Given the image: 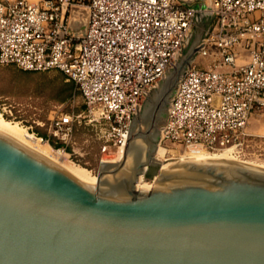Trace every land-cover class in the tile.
Listing matches in <instances>:
<instances>
[{
    "label": "water",
    "instance_id": "95a60500",
    "mask_svg": "<svg viewBox=\"0 0 264 264\" xmlns=\"http://www.w3.org/2000/svg\"><path fill=\"white\" fill-rule=\"evenodd\" d=\"M179 1L195 10L185 42L132 114L123 159L101 162L95 185L0 132V264H264L263 167L185 161L137 188L211 32L209 0ZM87 29V10L73 8L70 34Z\"/></svg>",
    "mask_w": 264,
    "mask_h": 264
},
{
    "label": "built area",
    "instance_id": "2783aa9c",
    "mask_svg": "<svg viewBox=\"0 0 264 264\" xmlns=\"http://www.w3.org/2000/svg\"><path fill=\"white\" fill-rule=\"evenodd\" d=\"M73 8L88 12L84 37L69 32ZM210 8L197 56L213 55L214 64L187 70L160 141L184 153L242 150L252 114L264 111V0H211ZM194 13L179 0H0V65L67 76L90 122L103 124L106 154L126 147L132 114L177 58ZM75 119L56 115L51 132L69 141Z\"/></svg>",
    "mask_w": 264,
    "mask_h": 264
},
{
    "label": "rangeland",
    "instance_id": "374dc122",
    "mask_svg": "<svg viewBox=\"0 0 264 264\" xmlns=\"http://www.w3.org/2000/svg\"><path fill=\"white\" fill-rule=\"evenodd\" d=\"M214 59L213 55H201L196 57L194 64L208 68L214 64ZM238 63L241 64L242 61L239 60ZM70 84L72 81L57 70L29 72L14 66L0 65V112L6 120L19 123L44 142L49 140L54 150L65 152V162H74L97 175L99 164L108 153L101 152L99 134L103 124L90 122L80 92L75 84L71 89ZM58 114L79 116L74 122L72 138L67 142L59 140L51 132L52 119ZM258 127L263 129L252 133L255 135H252L250 142L242 150H237L239 154L235 156L264 166V121ZM164 147L172 153L167 154L166 160L176 159L184 154V149L180 147ZM222 152L224 151L219 153ZM160 168V162L156 167L150 168L147 173L149 177L144 176L142 185H153Z\"/></svg>",
    "mask_w": 264,
    "mask_h": 264
},
{
    "label": "bare ground",
    "instance_id": "6f19581e",
    "mask_svg": "<svg viewBox=\"0 0 264 264\" xmlns=\"http://www.w3.org/2000/svg\"><path fill=\"white\" fill-rule=\"evenodd\" d=\"M0 132L10 137H13L14 139L20 141L21 143L32 148L33 150L51 159L52 161L65 167L66 169L70 170L75 175H77L83 181H86L93 185L96 184L97 175L91 174L89 170L79 165H76L74 162L71 161L65 162L67 161V160H63L66 155L65 152H63L62 150H54L53 147L48 142H44L41 138L28 132L26 128L20 126L19 123H13L6 120L1 112H0ZM235 152L236 150L234 148H229L224 150V152L222 153H216V154H208L203 151H193V152H186L183 155H180V157L176 159L166 160L167 154L171 153V151L166 149L164 146H162L159 143L155 157L157 161H159L162 164V169H164L169 164L180 163L185 161H237V162H243V163L251 164L253 166L264 168L263 165H257L239 159L238 157L235 156L236 155ZM124 154H125V148H119V149L112 148L106 154V157L104 159L105 161L103 160L102 162H106V163L119 162L123 159ZM143 178H144L143 176L140 178V181L137 184V188L138 189L151 188L153 185L150 184L142 185Z\"/></svg>",
    "mask_w": 264,
    "mask_h": 264
},
{
    "label": "crops",
    "instance_id": "0c3cea01",
    "mask_svg": "<svg viewBox=\"0 0 264 264\" xmlns=\"http://www.w3.org/2000/svg\"><path fill=\"white\" fill-rule=\"evenodd\" d=\"M37 1V0H34ZM239 51L242 53V57L243 59L241 60L242 62L244 61V59L247 57L246 54L243 51V48L239 47ZM222 71L225 72H231L233 71V69L231 67H224L222 68ZM264 121V111H255L249 121V126H248V133L252 136L255 134L252 133H257L259 131H261L263 128L258 127L259 123H262Z\"/></svg>",
    "mask_w": 264,
    "mask_h": 264
},
{
    "label": "trees",
    "instance_id": "16d2710c",
    "mask_svg": "<svg viewBox=\"0 0 264 264\" xmlns=\"http://www.w3.org/2000/svg\"><path fill=\"white\" fill-rule=\"evenodd\" d=\"M11 66H12V65H11ZM14 67H16V66H14ZM16 68H17V67H16ZM18 69H19V68H18ZM57 71H58V70H57ZM74 84H75L74 82H72V84H70V88H71V89L74 88ZM148 177H149V175H147V178H148Z\"/></svg>",
    "mask_w": 264,
    "mask_h": 264
}]
</instances>
